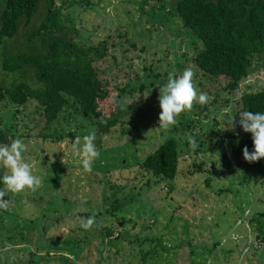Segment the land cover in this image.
I'll use <instances>...</instances> for the list:
<instances>
[{"label":"rangeland","instance_id":"374dc122","mask_svg":"<svg viewBox=\"0 0 264 264\" xmlns=\"http://www.w3.org/2000/svg\"><path fill=\"white\" fill-rule=\"evenodd\" d=\"M73 1L65 17L75 41L106 47L98 68L110 95L100 110L118 123L108 132L73 101L52 124L35 100L0 104V130L26 143L24 157L43 180L34 192L5 197L10 205L0 209V264H264V181L225 141L239 124L242 96L264 88L262 60L255 58L232 90L229 78L196 65L202 43L171 0ZM42 18L40 10L31 27ZM188 67L209 102L162 129L159 87L169 73ZM2 80L10 77L0 62ZM92 129L100 155L86 172L71 143ZM171 137L179 141L180 163L176 178L167 180L139 162ZM6 171L0 165L1 176ZM93 215L90 230L80 227V218Z\"/></svg>","mask_w":264,"mask_h":264},{"label":"trees","instance_id":"16d2710c","mask_svg":"<svg viewBox=\"0 0 264 264\" xmlns=\"http://www.w3.org/2000/svg\"><path fill=\"white\" fill-rule=\"evenodd\" d=\"M171 1L185 27L202 43L195 60L202 71L229 78V88L238 90L255 58L262 60L264 69V0ZM74 4L68 0H0V48L4 49L0 62L3 73L10 77L8 82L0 81V104L22 107L35 100L46 122L52 124L73 101L79 113L109 132L118 122L100 110V104L110 95L98 68L106 47L75 41L70 34L75 29L66 24L65 17V8ZM40 10L43 18L32 28ZM22 28L30 30L22 40H16ZM10 43L12 48H8ZM29 76H33V82ZM244 111L264 113V88L242 96L241 113ZM225 141L235 159L255 168L264 181V158L254 163L243 158L245 146L250 152L254 150L251 133L238 124L225 134ZM8 142V133L0 130V143ZM179 158V141L171 137L139 163L155 177L174 180ZM2 185L0 181V188ZM260 216L264 218V214ZM263 229L264 223L259 230Z\"/></svg>","mask_w":264,"mask_h":264},{"label":"clouds","instance_id":"9594fccd","mask_svg":"<svg viewBox=\"0 0 264 264\" xmlns=\"http://www.w3.org/2000/svg\"><path fill=\"white\" fill-rule=\"evenodd\" d=\"M194 77L195 72L188 67L180 75L169 73L167 83L159 87L160 128L168 129L170 126H175L178 123L177 117L181 113L192 110L197 103L206 105L209 102V95L198 89ZM128 105L124 107L128 108ZM239 116V125L244 132L251 133L254 146L251 152L247 146L244 147L243 158L249 163L257 162L264 158V113L244 111ZM9 140L8 144L0 143V165L7 170L0 176V181L4 185V188H0V209L4 210L10 205V199H5L9 192L21 193L25 190L34 192L43 183L42 178L34 174L32 164L24 157L27 150L26 143L20 138L9 137ZM95 140L96 131L92 129L89 134L83 136L82 140L81 137L76 136L71 143L72 152L80 158V163L86 172L92 171L93 164L100 155ZM191 143L193 148L197 147L195 139ZM79 223L83 229L90 230L96 224V217L93 215L80 218Z\"/></svg>","mask_w":264,"mask_h":264}]
</instances>
